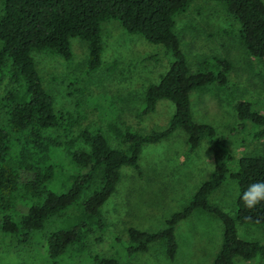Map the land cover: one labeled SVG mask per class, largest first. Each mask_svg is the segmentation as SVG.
I'll return each instance as SVG.
<instances>
[{
  "label": "trees",
  "instance_id": "1",
  "mask_svg": "<svg viewBox=\"0 0 264 264\" xmlns=\"http://www.w3.org/2000/svg\"><path fill=\"white\" fill-rule=\"evenodd\" d=\"M210 1L226 4L228 14L238 23V36L249 56L264 60L263 0ZM0 4V71L10 67L12 77L24 81L20 89L0 99L2 234L16 238L20 244H29L46 230L50 221L63 219L77 207V216L63 219L44 236L46 252L53 261L71 249L86 253L89 234L105 228L101 208L117 191L122 170L132 168L142 176L144 147L183 131L188 154H194L205 141L211 147L214 170L209 180L159 229L131 226L124 260L95 254L85 264H127L129 258L148 253L152 245L160 242L165 255L174 261L179 250L177 229L196 211L217 217L223 225L221 246L211 264H235L237 258L253 261L258 255L264 257V243L243 240L238 231V226H264V202L249 210L241 199L248 185L264 181V156L242 157L238 170L232 171L236 167L229 147V138L248 125L264 129V115L254 111L251 102L238 100L237 126L228 134L195 121L192 92L214 85L229 87L233 65L216 58L206 67L191 70L175 32L176 18L186 12L190 0H1ZM108 20H118L129 34L162 46L172 58L168 71L146 88L140 115L154 113L161 101L173 104L175 109L162 130L142 133L129 126L115 130L122 142L120 147L111 146L101 128L84 129L78 136L84 147L77 148L75 141L69 139L77 120L64 123L54 97L45 89L33 52L52 50L69 61L71 39L79 38L88 43L87 71L94 72L103 65L102 23ZM257 135L264 137V130ZM61 153H66L76 165L78 175L69 186L54 190L55 158ZM228 181L236 182L238 188L233 215L210 201ZM249 216L251 219H246Z\"/></svg>",
  "mask_w": 264,
  "mask_h": 264
},
{
  "label": "rangeland",
  "instance_id": "2",
  "mask_svg": "<svg viewBox=\"0 0 264 264\" xmlns=\"http://www.w3.org/2000/svg\"><path fill=\"white\" fill-rule=\"evenodd\" d=\"M176 21L175 32L191 70L206 67L216 58L233 65L229 87L214 85L192 92L195 121L228 134L237 126L238 100L251 102L253 110L264 115V60L249 56L238 36V23L228 14L226 4L190 0L186 12L177 16ZM102 30L103 65L94 72L87 71L88 43L79 38L71 39L69 61L52 50L33 52L45 89L54 97L55 108L65 118L64 123L77 120L69 133L77 148L84 147L78 138L84 129L101 128L111 146L120 147L122 142L115 130L126 126L142 133L162 130L175 109L173 104L161 101L154 113L140 115L145 90L168 71L172 63L170 54L140 35L129 34L118 20L105 21ZM10 71V67L0 71V99L24 84L22 78H13ZM263 130L248 125L229 138L236 167L232 171L238 170L242 157L264 156V137L257 135ZM55 163L52 189L61 190L78 175V168L66 153L56 157ZM141 167L142 176L132 168L122 170L117 191L101 208L105 228L89 234L86 253L71 249L53 261L46 252L44 236L63 219L72 220L80 213L73 207L63 219L50 221L46 230L29 244H20L16 238L0 232V264H85L95 254L124 260L128 229L162 227L209 180L214 170V154L206 141L194 154H188L187 136L178 131L168 140L145 146ZM237 195L236 182L228 181L210 201L233 215ZM238 231L243 240L264 243V226H238ZM222 235L223 225L217 217L196 211L177 229L179 250L174 261L165 255L160 242L152 245L148 253L129 258L127 264H211L221 246ZM235 264H264V257L258 255L253 261L237 258Z\"/></svg>",
  "mask_w": 264,
  "mask_h": 264
},
{
  "label": "clouds",
  "instance_id": "3",
  "mask_svg": "<svg viewBox=\"0 0 264 264\" xmlns=\"http://www.w3.org/2000/svg\"><path fill=\"white\" fill-rule=\"evenodd\" d=\"M241 199L246 209L257 208L258 205L264 202V181L248 185ZM246 219L250 220L251 217H246Z\"/></svg>",
  "mask_w": 264,
  "mask_h": 264
}]
</instances>
